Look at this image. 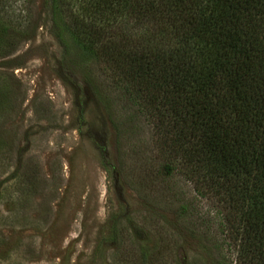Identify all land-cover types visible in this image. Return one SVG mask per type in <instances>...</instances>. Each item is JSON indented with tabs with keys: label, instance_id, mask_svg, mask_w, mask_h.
<instances>
[{
	"label": "rangeland",
	"instance_id": "obj_1",
	"mask_svg": "<svg viewBox=\"0 0 264 264\" xmlns=\"http://www.w3.org/2000/svg\"><path fill=\"white\" fill-rule=\"evenodd\" d=\"M150 1L103 15L90 0H0V264H235L215 199L177 179L176 207L194 204L177 219L164 178L139 180L152 130L72 34L85 22L103 35L121 13L135 27Z\"/></svg>",
	"mask_w": 264,
	"mask_h": 264
},
{
	"label": "trees",
	"instance_id": "obj_2",
	"mask_svg": "<svg viewBox=\"0 0 264 264\" xmlns=\"http://www.w3.org/2000/svg\"><path fill=\"white\" fill-rule=\"evenodd\" d=\"M116 1L134 3L90 6L105 15ZM149 9L135 27L121 13L117 28L103 35L85 22L71 33L104 63L102 71L152 130V147L135 152L139 180L164 178L161 203L177 219L194 207L187 198L176 207L183 199L172 194L177 179L197 197L215 199L237 248L235 264H264V0H151ZM151 17L157 25L136 34ZM111 31L118 36H105ZM3 46L0 56L9 54ZM159 264H166L163 257Z\"/></svg>",
	"mask_w": 264,
	"mask_h": 264
}]
</instances>
